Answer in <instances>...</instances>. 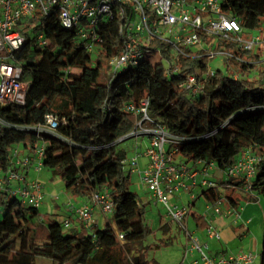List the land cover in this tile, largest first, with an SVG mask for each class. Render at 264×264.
Segmentation results:
<instances>
[{
	"label": "trees",
	"instance_id": "16d2710c",
	"mask_svg": "<svg viewBox=\"0 0 264 264\" xmlns=\"http://www.w3.org/2000/svg\"><path fill=\"white\" fill-rule=\"evenodd\" d=\"M222 9L241 22L245 37L258 30L264 18V0H223ZM123 21L114 15L99 24L94 54L55 14L22 23L25 39L13 60L28 85L23 105L0 104V169L8 168L14 146L32 153L42 145L44 168L63 182L69 197L87 200L106 191L113 211L101 228L85 229L76 222L68 228L56 215L44 226L38 208L23 205L12 192L2 193L0 264H36L37 258L51 264H158L146 261L139 251L151 231L145 204L131 191V173L122 165L128 150L118 145L128 139L117 142L138 120L126 107L138 106L142 99L148 100L154 123L181 139L177 156L187 162L213 163L223 174L240 153L252 151L258 162L249 186L264 199L263 48L253 53L220 42L236 58H226L225 71L217 69L214 77L204 80V93L191 96L179 83L209 63L208 58L179 56L177 73L167 78L162 59L173 61L172 47L157 40L150 50L160 49L158 60L146 53L137 66L110 72L109 59L123 48ZM39 30L48 39L44 48L36 44ZM48 115L56 118L57 128L36 133L35 127L44 125ZM244 186L242 181H223L200 197L217 202L222 199L220 188L236 208L229 189L241 191ZM191 217L199 228L208 227L197 213L191 212ZM160 229L169 230L163 219ZM259 264H264V245Z\"/></svg>",
	"mask_w": 264,
	"mask_h": 264
},
{
	"label": "built area",
	"instance_id": "2783aa9c",
	"mask_svg": "<svg viewBox=\"0 0 264 264\" xmlns=\"http://www.w3.org/2000/svg\"><path fill=\"white\" fill-rule=\"evenodd\" d=\"M223 0H0V104L23 105L27 89V79L22 68L13 60V54L24 42L20 31L23 22L35 16L55 14L59 23L66 29H73L77 37L83 41L87 51L95 53L98 45L97 31L99 24L114 15L124 21L120 29L123 35V48L119 55L108 61L110 72L115 73L127 66H137L149 54L152 60L160 57V49L151 52L153 40L166 43L172 47L173 61H162L167 66L166 77L178 71L179 56L208 58L209 63L179 83V87L188 91L191 96L202 95L205 91L204 80L214 77L216 70L210 61L218 56L222 59L236 58L228 53L220 42L235 43L244 50L255 53L263 48L264 34L253 35L242 27L241 22L222 9ZM35 27V23L31 24ZM36 44L40 48L48 45V39L42 30L35 32ZM222 70V69H221ZM222 71H225L222 70ZM237 78V75H234ZM148 100L142 99L138 106L128 105L126 111L138 118L132 131L118 139H146L147 145L143 153L122 161L124 168L139 177L151 199L165 208V219L173 222L183 234L184 259L197 257L202 264H254L256 255L250 252L236 254L209 255V245L200 241L188 229L191 216V203L203 190L216 189L218 183L208 178L216 171L213 163L204 161L187 162L177 156L181 139L154 121L148 115ZM2 121L0 120V123ZM58 126L56 118L48 115L44 125L35 127L36 133L53 132ZM43 146L35 152H27L20 146L10 151L8 168L0 169V194L12 192L23 205L39 208L44 199V185L28 176L29 170L40 172L44 166L42 161ZM143 159L140 167L138 160ZM258 157L249 149L240 153L234 164L221 174L223 181H242L245 186L241 190L251 194L250 183L255 177V165ZM227 183V182H226ZM200 189V195L194 189ZM190 197L188 207L172 203L181 194ZM217 202H208L205 211L224 217L235 216L233 207L222 210ZM78 205V204H77ZM67 217L63 219L65 227L74 222L85 229L96 225V214L104 220L112 215L113 203L108 192L93 194L82 204L76 206L68 203ZM74 216V217H73ZM72 217L74 219H72ZM205 237L209 241H219L220 233L208 226ZM197 260L193 264L198 263Z\"/></svg>",
	"mask_w": 264,
	"mask_h": 264
},
{
	"label": "rangeland",
	"instance_id": "374dc122",
	"mask_svg": "<svg viewBox=\"0 0 264 264\" xmlns=\"http://www.w3.org/2000/svg\"><path fill=\"white\" fill-rule=\"evenodd\" d=\"M251 33L253 35L259 33L264 34V18L261 20L260 28L258 30L251 31ZM225 60H226L225 58L222 59L218 56H215V58L210 61V66L215 70L217 69L224 70L225 62H226ZM146 145H147V140L145 138L144 139L131 138L128 139L127 141L120 143L118 146L121 148H126L128 150L127 159H129L131 157H134L137 153H143ZM138 163L142 168L143 159L140 158L138 160ZM125 170L128 171V168H125ZM29 177L38 180L42 184H45L49 187V191L46 192L47 196L44 192V199L42 200L38 208V217L41 219V224H43L44 226L47 225L48 219L49 217H51V215L64 214L65 212L64 204L70 201L68 200V198L77 200V198L69 197L68 193L65 190L63 182L58 177L54 176L52 172L47 170L46 168H43L40 172H35L34 170H31V174ZM215 181L218 182L220 180L215 179ZM220 182H218V184H220ZM130 189L131 191L136 193L140 201L143 204H145V221L151 231L150 234L143 240L139 249L140 253L143 255V258L148 262H157L158 264H183L185 260L187 261V264H189L193 260L198 261L197 257L193 259L190 257L188 259H184L183 234L181 230L173 222L168 221L171 225V228L166 233L160 229V223L162 219L164 221H167L165 219V213H166L165 208L163 205L159 203H155L151 199L147 190L141 186L139 182V177L135 173L130 174ZM197 192L198 191H196L195 193ZM218 192L222 194V200H223L221 201V203H219L220 208L225 209L224 204L227 201L226 198L223 196L224 190L219 188ZM198 193H199L198 195H200V191ZM238 194L239 191L231 192L230 195L235 200H239ZM177 199L176 200L174 199L172 203H176L180 207L181 206L188 207L191 201L189 196L183 194L181 195V199L178 200ZM73 202L76 206H78L76 201L73 200ZM205 207H206V203L204 199L201 197L195 200V205L191 207V211L197 212L199 214H203V212H205ZM1 213L2 212L0 211V216ZM61 216L62 215L57 216L56 218L60 219ZM73 217L72 219H74ZM108 219H111V216H109ZM103 223L101 224V227L103 226ZM192 227H193L192 222H190L188 225V229L191 230ZM237 239L238 240H236L231 244V248L234 250H238L239 248H241L240 243L238 242L240 238ZM214 243L211 242L210 243L211 246ZM219 243L220 242H218L217 244ZM51 263H52L51 261L43 258L36 259V264H51ZM256 263H258V261ZM198 264H202V263L198 261Z\"/></svg>",
	"mask_w": 264,
	"mask_h": 264
},
{
	"label": "crops",
	"instance_id": "0c3cea01",
	"mask_svg": "<svg viewBox=\"0 0 264 264\" xmlns=\"http://www.w3.org/2000/svg\"><path fill=\"white\" fill-rule=\"evenodd\" d=\"M27 174L28 176H30L31 170H29ZM208 178H210L211 180L219 179L220 181L222 180L221 182H223V178L221 177V174L218 172H213L212 174L210 173ZM43 185H44V191L46 194V192L49 191V187L45 184ZM229 190L233 192L239 191V194H238L239 200H236L237 206L236 208H234L237 214L236 217L235 216L224 217L221 215H215L211 210L208 212L205 211L203 212V214H199L195 212L202 217V219L208 224V226L212 227L214 230L220 233V240L219 241H208V239H206L204 235L205 229L199 228L191 216L188 219V225L190 222H192V225H193L190 231L194 235L198 236L200 241L208 243L209 255L211 256H215L218 254H236L238 252H250L256 255L254 264H259V255L264 245V199L255 193L246 195L242 191L236 190L234 188H230ZM193 191L194 193L196 191L198 192L200 191L201 193V190L198 188L194 189ZM198 192L195 194H199ZM181 195L179 196L178 199H181ZM183 195L188 196L187 194H184V193ZM2 197L3 195L0 196V198ZM196 198L198 199L201 197L197 196ZM68 200H70L69 202L71 203H74L73 202L74 200L76 201L78 205L82 204L85 201V199H80V198H78L77 200L68 198ZM204 201L206 204L208 203L206 202L205 199ZM69 202L64 204L65 212L64 214H60L62 215L60 219H64L65 217H67V214L69 213L68 211ZM194 205H195V201L191 203V207H193ZM224 206H225V209L231 207L228 202H226ZM60 215L56 214V216H60ZM96 220H97V223H96L97 227H101V224L104 222V219L101 216L96 214ZM165 222L168 224V229H170L171 228L170 223L168 221H165ZM237 238H240L238 242L240 243L241 248H239L238 250H234L231 248V244L235 242L236 240H238ZM211 242L213 243L220 242V243L219 244L214 243L211 246L210 244ZM190 258L193 259L196 257H190ZM193 261H191V263L189 264H193ZM257 261L258 263H256ZM183 264H187V261L185 260Z\"/></svg>",
	"mask_w": 264,
	"mask_h": 264
}]
</instances>
